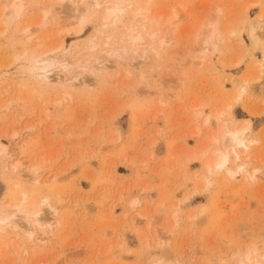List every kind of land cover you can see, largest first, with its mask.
Listing matches in <instances>:
<instances>
[{"label":"rangeland","instance_id":"374dc122","mask_svg":"<svg viewBox=\"0 0 264 264\" xmlns=\"http://www.w3.org/2000/svg\"><path fill=\"white\" fill-rule=\"evenodd\" d=\"M95 1L0 0V264H264V0Z\"/></svg>","mask_w":264,"mask_h":264},{"label":"bare ground","instance_id":"6f19581e","mask_svg":"<svg viewBox=\"0 0 264 264\" xmlns=\"http://www.w3.org/2000/svg\"><path fill=\"white\" fill-rule=\"evenodd\" d=\"M106 2L107 0H102L101 2ZM100 2V1H99ZM99 2L98 1H95V6H100V4H99ZM100 2V3H101ZM12 8H13V11H14V13L15 14H17V7L16 6H14V5H12ZM15 9V10H14ZM137 13L136 14H141V10H137L136 11ZM142 15V14H141ZM146 16V15H145ZM145 17H143V19H144ZM173 18V17H172ZM261 18V17H260ZM170 20H171V17H170ZM81 26H83V25H81ZM78 31H81V28H78L77 29V32ZM125 31V30H124ZM76 32V31H75ZM132 32V31H131ZM130 31H129V34L127 35L128 36V39L129 40H131L132 42H134V41H136L137 39H138V36L136 37V36H134V35H132V33H131ZM122 38V37H121ZM139 40V39H138ZM162 41V40H161ZM37 64V62H35V65ZM35 65H34V68H35ZM101 65V64H100ZM40 72H43V73H41L42 74V76H41V78L43 79V81H45V82H50L51 80H49V78H48V73L49 72H47L44 68H41V71ZM61 79V78H60ZM70 78H67V76H65V75H63V77H62V79L61 80H59V77H58V81H59V83H60V81L61 82H67L68 80H69ZM247 128L248 127H244V128H241V129H239V130H233V131H229L228 133H227V135H226V137H225V140L224 141H226L225 143H227L226 144V146L228 147V149H230V151L231 152H234L235 154L236 153H238V151H243V152H245V150H247L248 149V144L250 143L249 142V140L247 141V142H249V143H246L245 142V140H244V137H243V132L245 131V130H247ZM251 141V140H250ZM237 151V152H236ZM227 154H226V152H220V154H219V157L216 159V160H214V162H213V166H214V168H213V170L214 171H217V170H220V169H223L224 168V166H225V163L228 161V159H227ZM207 166V165H206ZM207 169H208V166H207ZM3 221V220H2ZM257 263V262H256Z\"/></svg>","mask_w":264,"mask_h":264}]
</instances>
